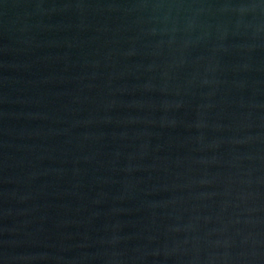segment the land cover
<instances>
[{"label": "water", "instance_id": "water-1", "mask_svg": "<svg viewBox=\"0 0 264 264\" xmlns=\"http://www.w3.org/2000/svg\"><path fill=\"white\" fill-rule=\"evenodd\" d=\"M0 264H264V0H0Z\"/></svg>", "mask_w": 264, "mask_h": 264}]
</instances>
